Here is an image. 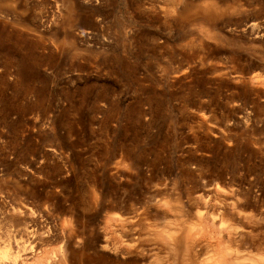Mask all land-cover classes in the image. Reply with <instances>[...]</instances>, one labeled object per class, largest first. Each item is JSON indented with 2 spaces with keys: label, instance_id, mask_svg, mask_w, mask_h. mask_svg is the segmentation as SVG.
<instances>
[{
  "label": "rangeland",
  "instance_id": "374dc122",
  "mask_svg": "<svg viewBox=\"0 0 264 264\" xmlns=\"http://www.w3.org/2000/svg\"><path fill=\"white\" fill-rule=\"evenodd\" d=\"M236 202L264 259V0H0V246L19 264L34 244L24 264H176L155 230Z\"/></svg>",
  "mask_w": 264,
  "mask_h": 264
},
{
  "label": "bare ground",
  "instance_id": "6f19581e",
  "mask_svg": "<svg viewBox=\"0 0 264 264\" xmlns=\"http://www.w3.org/2000/svg\"><path fill=\"white\" fill-rule=\"evenodd\" d=\"M237 204L238 203L236 202V211H226L223 213V217H220V219L216 216H213L210 219L208 215L211 222L209 220L206 221L207 219L203 218L205 222L202 223L201 217V226L190 225L188 226L187 230L178 228L176 229V231H169L167 234H163L160 232L156 233L155 230L154 240L156 242L158 240V243L160 242V244L164 245V247L170 249L173 252V255L177 256L178 258L180 257L179 255L182 252L183 259L181 260V262H179L178 260V263L176 264H264L263 258H260V260L251 258L248 256V254H246L250 251L245 252V250L242 249L244 242L246 241L245 236L247 235V233L251 234V232L248 231L250 229L247 230L248 227L245 228V226L239 225V222L243 221L244 218L248 220L249 215H242L240 210L238 209L239 206H237ZM250 217L251 216H249L248 221L252 223V221H250ZM235 223L236 227L234 226ZM125 225L127 224H125L124 222V224H122V227H125ZM29 232L31 231L29 230ZM37 237L40 238L39 236ZM37 237L36 240H39L37 239ZM39 241H41V239ZM37 247L38 246L34 244L29 249L25 250L23 257L24 261L21 262L22 264H24L25 261L28 262L29 259L34 257L35 253H37ZM259 247H262V245H259ZM11 249L12 247L10 244L3 247L0 246V264H19V253L18 255H16ZM24 249L25 248H23V250ZM109 249V251L114 252L115 255H121V257H123V255H131L137 252V249L134 248L133 244L125 243L114 245L112 247H109ZM204 249L213 252V254L208 259L201 261L200 255L202 254V250ZM23 250H20V252H22ZM138 253L139 252H137V254ZM65 254L62 253L58 258L55 257V259L49 260L45 264H68L70 258H68ZM246 259L250 260L246 261Z\"/></svg>",
  "mask_w": 264,
  "mask_h": 264
}]
</instances>
